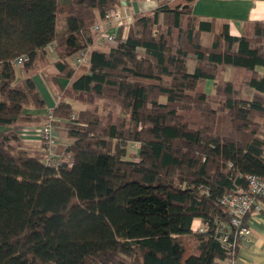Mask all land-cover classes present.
<instances>
[{
    "label": "trees",
    "instance_id": "1",
    "mask_svg": "<svg viewBox=\"0 0 264 264\" xmlns=\"http://www.w3.org/2000/svg\"><path fill=\"white\" fill-rule=\"evenodd\" d=\"M195 1L134 15L126 37L91 49L64 89L59 79L76 73L70 58L118 0H0V264H227L217 227L230 215L219 198L264 175V23L216 31ZM228 67L236 77L225 78ZM37 70L61 94L53 114L76 122L62 123L71 141L58 152L73 158L58 167L45 164V147L2 129L40 121L25 113L47 105ZM196 218L208 231L193 228Z\"/></svg>",
    "mask_w": 264,
    "mask_h": 264
},
{
    "label": "crops",
    "instance_id": "2",
    "mask_svg": "<svg viewBox=\"0 0 264 264\" xmlns=\"http://www.w3.org/2000/svg\"><path fill=\"white\" fill-rule=\"evenodd\" d=\"M60 2H67L68 0H59ZM164 0H118L116 7L124 10L126 14L132 19L134 15L141 12H149L154 10L160 2ZM193 11L202 20L209 21L214 24L216 31H221L224 27H228L229 31L233 35L248 34L251 32V24L255 21L264 23V0H196L193 5ZM100 20V18L98 19ZM67 20L61 23V33L67 29ZM58 25V16L56 21V32ZM118 38H125L127 32L122 35V30H117ZM204 35V34H203ZM108 48L107 43H101L96 34L93 35V42L90 45V49H104ZM46 64L45 69L53 72V62L57 59L56 50L50 45L46 47ZM70 63L76 70V73L72 79L60 78V84L64 89L70 88L72 81L79 77L86 71V66L77 68L74 66L73 57L70 58ZM195 63L192 60L190 62V71L194 70ZM234 73V69L228 67L226 72ZM226 76V73H225ZM34 81L46 101L45 108H38L30 106L25 109V113L29 116L39 119L40 121L34 122V124L28 125H15L2 127L4 130L13 128L22 139L35 147L43 148L44 143L40 139L39 130L40 127L46 122L50 110L58 103L61 94L56 90V87L51 85L47 74L42 70H37L33 76ZM230 78V77H225ZM214 87V81L207 79L205 82V91L212 92ZM72 101V100H70ZM72 104L76 108L79 103L72 101ZM79 108V107H78ZM62 129L57 127L55 132L59 137V142L69 143L71 140L64 137ZM64 151L68 154H72L69 148H65ZM259 204L262 207L261 211H251L248 223L252 229L251 237L246 241H242L239 246L238 258L240 264H264V199L259 200ZM198 223H204L201 219L196 218Z\"/></svg>",
    "mask_w": 264,
    "mask_h": 264
},
{
    "label": "built area",
    "instance_id": "3",
    "mask_svg": "<svg viewBox=\"0 0 264 264\" xmlns=\"http://www.w3.org/2000/svg\"><path fill=\"white\" fill-rule=\"evenodd\" d=\"M132 22V19L126 12L119 7H112L106 14L97 20L92 26V35L96 34L101 43H115L117 42V30H122V35L125 34ZM123 39V38H122ZM51 46L55 49V43ZM90 46L78 55L73 56L74 66L81 68L90 62ZM28 57L26 54L17 56L13 60L15 66H21ZM53 109V108H52ZM50 110L46 122L40 127L39 136L44 143L46 165L58 167L62 160H71L73 155L63 151L58 152L59 137L55 130L57 127L64 128L62 123H76L74 121V114L70 118H60L53 114ZM131 151H134L135 156L138 153L139 143L134 142L131 146ZM71 164V162H70ZM246 186L238 187L234 191L223 194L219 201L230 215L228 221L218 222L217 234L220 241L228 249V256L226 258L227 264H240L238 258L239 246L242 241H246L251 237L252 229L245 220L246 215L251 211H261L262 207L259 204L260 199H264V175L247 174ZM194 220L193 228L199 232L208 231V226L205 223H198Z\"/></svg>",
    "mask_w": 264,
    "mask_h": 264
},
{
    "label": "rangeland",
    "instance_id": "4",
    "mask_svg": "<svg viewBox=\"0 0 264 264\" xmlns=\"http://www.w3.org/2000/svg\"><path fill=\"white\" fill-rule=\"evenodd\" d=\"M62 21H66V14H64V13H60V14H58L57 33H60V32H61V23H62ZM66 23H67V22H66ZM211 38H212L211 34H204V35H203V42L206 43V44H208V43H210ZM107 44H108V46H109V45H111V44H113V43H107ZM16 69L18 70V73H20V71L23 70V68L18 67V66H16ZM225 77L234 78V77H236V76H235V73H229V72L227 71ZM81 106H84V104H83V103H82V104L79 103V105H78L75 109H78V107H81ZM61 129H62V128H61ZM62 130H63V129H62ZM131 154L134 155V151H133V150L130 152V156H131ZM71 155H73V154H71ZM128 156H129V155H128ZM72 157H73V156H72Z\"/></svg>",
    "mask_w": 264,
    "mask_h": 264
}]
</instances>
